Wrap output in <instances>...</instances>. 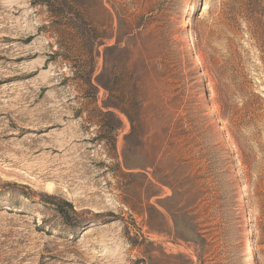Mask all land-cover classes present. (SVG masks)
I'll list each match as a JSON object with an SVG mask.
<instances>
[{
	"label": "rangeland",
	"instance_id": "obj_1",
	"mask_svg": "<svg viewBox=\"0 0 264 264\" xmlns=\"http://www.w3.org/2000/svg\"><path fill=\"white\" fill-rule=\"evenodd\" d=\"M244 3L0 0V264H264L260 199L251 188L247 200L233 145L236 134L241 159L245 147L253 166H264V0L261 24ZM187 57L197 72L193 89L183 78ZM251 94L262 108L235 133L228 115ZM206 117L213 130L203 138ZM178 122L185 131L172 137L168 128ZM217 139L243 233L215 201L191 212L192 194L172 187L207 174L198 152L213 156L203 146ZM66 202L76 215L60 212L59 204L70 210Z\"/></svg>",
	"mask_w": 264,
	"mask_h": 264
},
{
	"label": "trees",
	"instance_id": "obj_2",
	"mask_svg": "<svg viewBox=\"0 0 264 264\" xmlns=\"http://www.w3.org/2000/svg\"><path fill=\"white\" fill-rule=\"evenodd\" d=\"M242 1L245 2L244 10L246 11L247 16L250 18V20L257 22L258 24H261L260 18H262L263 15V13L261 12L263 10L261 8L262 0H242ZM183 15H184V11H180L179 20H181ZM236 19L237 18L235 15V17L232 20L235 21ZM125 24L127 23H124V25ZM198 38H199L198 35L195 34L196 41L198 40ZM117 44H120V41H118ZM186 53H188V51ZM183 66H184V70H183L184 72L186 70H189L187 73H184L183 75L184 79L189 78L187 83L185 82V86L188 89H193L194 86L191 85H193L197 80L196 77L197 72L196 69L194 68V63L187 57L186 59L183 60ZM193 99L194 97L192 96L190 103L195 102V100ZM260 99H261L260 96L251 94L250 97L244 102L240 110L228 115L230 125L235 130V133H238L241 128H244L249 124L255 122L254 120L258 117V111L262 108L261 107L262 102L260 101ZM209 122H210L209 117H206V119L203 118L202 124L200 125V128H198L199 130L202 129L204 130V133L200 134L201 136H203V138H208L207 134L209 133V130L210 129L213 130V128H211V126L208 125ZM168 130L172 131L171 133L172 137L179 136L185 131L182 128L180 122L175 124L170 123ZM186 134H191V131H187ZM235 135L233 136L234 154L236 155V167L240 170L241 184L245 188V194L248 201H251V197L247 195V193H249V189L252 188L256 191L254 197L260 199L258 208L261 213L260 218L264 219L262 218L264 217V166H262V168L260 166L254 167L252 162L253 160H251L250 154H246L245 147L243 148L244 149L243 158L241 159L239 151L242 149V145H240L238 138ZM189 144L190 142L186 144V147ZM203 148L214 150L213 156L210 153H203V151L198 152L199 159L200 160L204 159L206 163H208L207 174L204 176L198 175L200 172L199 170L196 172V176L191 174L185 178L183 183L181 182L178 184L177 182H175L177 185L173 184L172 187L181 188L182 191L180 192V195H187L190 193L192 194V200H189L188 205L186 206L187 209L195 206L194 209L191 210V212L201 207L200 204H203L204 202L207 204L208 207L212 204L211 201H215V204L218 206V208L222 210V213H220L222 214L221 217L227 220L228 225L232 226L233 228L236 227V231L243 233L244 232L243 226L247 222L243 217L242 206L240 205L239 197L237 196L235 184L233 182V178L230 172L231 169L229 166V161H228L229 157L226 148L218 139L215 140V143L212 142L210 144H207L203 146ZM187 153L190 156L192 151L189 150L187 151ZM189 156H186V159H182L184 164H186L188 167L193 165V163H191L192 157ZM223 169H227V170L222 171ZM255 170L257 171L254 172ZM224 175H228V178H226V180H224ZM203 179L207 181L209 186H212V184L213 185H215L216 183L217 184L215 187H211V189L207 190L205 189V186L201 183V180ZM64 204H65L64 206L70 207V210L62 209L63 208L62 205L59 204L60 212H65L66 210H68V212L71 211L73 214L75 215L77 214L76 211H74V208L71 204L67 202ZM250 208L253 209V207ZM226 214L228 215L227 217L228 219L223 216ZM198 218H199L198 216H194L191 218V220L193 223L195 222L193 225L195 226V232L197 237H200L203 241H205L204 239L205 234L202 233V228L200 227V224L196 222ZM229 232H231L230 227H229ZM242 239L243 237L238 235L236 232L234 240L241 241L240 247H244V243L242 242Z\"/></svg>",
	"mask_w": 264,
	"mask_h": 264
},
{
	"label": "bare ground",
	"instance_id": "obj_3",
	"mask_svg": "<svg viewBox=\"0 0 264 264\" xmlns=\"http://www.w3.org/2000/svg\"><path fill=\"white\" fill-rule=\"evenodd\" d=\"M194 4L195 3H192L189 6V9L187 10V18L185 19V23H184V25L186 27L189 26V22L191 21V18H192L191 15H192V13H193V11L195 9V5ZM188 41L195 48V34L192 32V30L189 31V40ZM200 75L203 76L202 82H201V85H200V89H201L200 91H202V93H205V90H206V82L205 81L206 80H205V77H204V70H201L200 71ZM210 114L211 115H215V109L214 108H211L210 109ZM231 157H232V162H234L235 161V156L232 155ZM235 177H236V175H235ZM240 193H242V192H240ZM247 243L249 244V247H250V249H249L250 255L253 258V257H255V248L252 245V237H251V235H248V237H247ZM253 264H258V263L254 260L253 261Z\"/></svg>",
	"mask_w": 264,
	"mask_h": 264
}]
</instances>
